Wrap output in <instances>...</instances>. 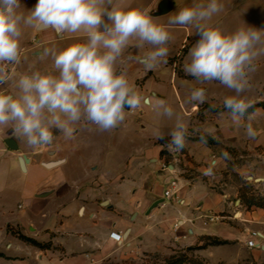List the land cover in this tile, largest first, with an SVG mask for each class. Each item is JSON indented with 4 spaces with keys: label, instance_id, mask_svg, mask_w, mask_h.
I'll list each match as a JSON object with an SVG mask.
<instances>
[{
    "label": "crops",
    "instance_id": "obj_1",
    "mask_svg": "<svg viewBox=\"0 0 264 264\" xmlns=\"http://www.w3.org/2000/svg\"><path fill=\"white\" fill-rule=\"evenodd\" d=\"M192 3L193 0H146L142 8H151L156 22L167 24L170 16ZM218 3L223 9L209 25L223 23L229 15L235 18L221 27L225 32H234L233 23L237 20L256 29L260 23L264 29V14L260 11L264 0ZM169 31L181 36L188 34L187 44L180 51L182 71L173 70L175 48L170 42L167 63L155 70L146 71L143 65L128 59L129 55L140 54L134 42L124 51L118 69L127 74L145 98L165 99L169 88L160 76L167 75L171 82L172 71L185 82H177L180 93L176 94L172 87L177 101L171 119L142 104L137 109L125 110L124 122L111 131L102 132L81 121L74 126L71 138L54 129L53 143L36 148L13 136L11 129L0 131V264H105L143 252L169 255V246H199L204 236L229 243L201 251L232 246L233 256L246 244L244 230H249L250 223L261 218L264 211L246 209L239 203V189L250 184L254 190V185L244 182L237 188L229 183L232 176L228 162L247 159L232 170L239 177L246 170L264 174V108L257 106L248 112L255 113L251 123L257 135L251 138L246 134L247 114L241 126H237L223 106L224 98L235 95L234 91L218 81L200 85L186 75L184 66L190 62L189 50L200 39L195 28L176 25ZM47 40L41 38L39 42ZM148 50L150 46L145 45L140 51ZM254 63L251 87L242 96L252 105L264 104V54ZM14 70L18 77L19 71ZM197 87L206 88L207 99L194 107L187 101ZM0 88L18 91L11 83ZM186 105L191 108L189 112L185 111ZM138 112L139 116L133 118ZM176 115L188 124L189 135L183 153H171V172H167L160 169L162 144L154 133L159 129L167 134ZM201 134L208 136L210 142L193 140ZM5 140H12L16 149H9ZM256 159L262 163L257 168ZM212 161H216L212 175H205ZM48 163L52 164L46 166ZM171 178L178 183L175 197L150 210L154 201L163 198L166 182ZM260 180L264 188V178ZM235 196V204L238 202L242 209L237 217L235 213L227 215ZM211 215L217 219L208 221L207 216ZM111 233L120 234L123 240L115 242ZM17 234L48 246L35 247L19 240Z\"/></svg>",
    "mask_w": 264,
    "mask_h": 264
},
{
    "label": "clouds",
    "instance_id": "obj_2",
    "mask_svg": "<svg viewBox=\"0 0 264 264\" xmlns=\"http://www.w3.org/2000/svg\"><path fill=\"white\" fill-rule=\"evenodd\" d=\"M20 0H0V86L11 83L18 91L0 88V131L12 130L28 147L51 145L53 130L71 138L81 121L95 125L100 131H111L126 118L127 105L137 109L149 106L159 116L172 118L173 107L153 96L142 97L134 82L118 69L124 51L135 41L140 53L129 55L146 71L167 63L168 43L173 39L172 26H193L200 39L190 48L186 75L200 85L218 81L235 95L225 97L223 106L232 122L241 126L247 114L246 134L255 138L252 127L255 113H248L252 101L242 94L250 89V74L256 71L254 61L264 54V29L240 27L227 33L208 24L223 9L218 0H193L170 16L167 24L157 23L151 8L123 10L113 0H37L28 14L18 11ZM22 26L51 29L63 37L65 33L83 30L86 42L74 43L62 50L45 48L42 57L53 58V72L31 71L17 78L14 67L21 63ZM145 45L150 50L141 52ZM12 68V71H9ZM207 90L194 88L188 103H205ZM158 140L167 139L166 147L178 153L186 145L188 124L176 115L174 126L165 134L157 129ZM202 142L206 143L204 137ZM223 156L227 157V153ZM212 161L205 175H212Z\"/></svg>",
    "mask_w": 264,
    "mask_h": 264
},
{
    "label": "rangeland",
    "instance_id": "obj_3",
    "mask_svg": "<svg viewBox=\"0 0 264 264\" xmlns=\"http://www.w3.org/2000/svg\"><path fill=\"white\" fill-rule=\"evenodd\" d=\"M146 0H113V5L116 7H119L123 10H129L132 8H137V7H143L144 3ZM20 3L22 5L21 9L18 11L23 12L25 15L28 14V10H31L35 4L37 3V0H20ZM261 13L264 14V8H262ZM234 16L229 15L225 18H223V23L219 22L217 25L221 28L225 24H227L230 20L234 19ZM258 23V22H257ZM216 25V26H217ZM234 26V32L240 28V27H248L250 24H245L240 21H235L233 23ZM257 29H263L262 25L260 23L256 24ZM229 30V29H228ZM22 31L23 35L21 38V63L19 65L13 66L14 69L16 68L20 74L23 73H30L31 71H41V72H53V58L51 55L47 57H42L41 53L45 48H50V49H56V50H62L66 48L67 46L74 44V43H83L86 42L87 36L81 30L80 32L77 33H65V36L63 37H58L55 32L51 29H34L32 27H25L22 26ZM229 33V31H227ZM173 39L170 41L171 45L175 48V53L177 54V51L179 48L182 46V44H187V41H185V38L187 35L181 36L178 33L171 34ZM42 39H48L44 43L39 42V40ZM133 45L135 44V41L133 40ZM127 51V50H125ZM173 54V55H174ZM175 56L173 57V61H175ZM12 70V68L9 69V71ZM182 71V69H181ZM19 76V75H18ZM161 79L164 81L165 86H167L169 89L168 94L165 97V100L173 107L175 110V103L177 101V93H180L178 89V84L177 82L180 83H185L181 80H179L175 73L172 71L171 73V82L168 81V76H160ZM18 78V77H17ZM172 87L175 89V95L172 92ZM185 106V111H188L189 107ZM139 116V112L133 114V118H137ZM167 139H170V137L165 138V140H160V143L162 144V150H164V155L163 157L165 160L172 162V155L171 152L168 151L166 144H167ZM179 153V152H178ZM247 159L243 158H238V159H233L228 162L231 170V179L229 183L233 184L235 187L238 188L240 184H243L244 182H249L254 185V191L255 192H261L263 190L262 184L263 181L260 180V178H264V174L257 173L259 170L254 171V170H246L242 173V175L239 177L233 169H238L242 163V161H245ZM255 167H259L262 165L261 161L259 162V159H256L255 162ZM250 177V179L246 180L244 179L245 177ZM243 178V179H242ZM254 178L257 180L255 181ZM229 181V180H227ZM244 186V185H243ZM237 200V197L235 196L234 199L231 200V210L230 213H227V215L231 216V213H235V216H238V212L241 211L242 209L240 208L239 203L237 202L235 204V201ZM226 214V213H225ZM232 219L229 220L231 222ZM249 230H244L245 233V238L244 241L248 239V234L250 232H256L258 233V237L255 240V243L258 245L255 248H249L246 246V244L243 245V248L239 250L237 255L232 254V246H226L222 248H214L212 251H201L203 249H206V247L210 246H205L203 249H193L188 253V255H192L195 257L197 260H199L202 264H264V215L259 218L256 217L255 221L250 223V227L248 228ZM201 245L202 244H207L208 241L206 239H203L202 237L200 238ZM229 243V242H228ZM245 243V242H244ZM225 245V244H224ZM224 245H215L212 247H219V246H224ZM198 245H193L190 247H196ZM200 246V245H199ZM171 253L169 255H163V254H157V253H147L143 252L141 254H137L136 257H127V258H122L118 259L117 261H110L105 264H158L163 261L164 258L174 254V253H179V252H185V249L187 247H171Z\"/></svg>",
    "mask_w": 264,
    "mask_h": 264
},
{
    "label": "trees",
    "instance_id": "obj_4",
    "mask_svg": "<svg viewBox=\"0 0 264 264\" xmlns=\"http://www.w3.org/2000/svg\"><path fill=\"white\" fill-rule=\"evenodd\" d=\"M257 106H263V108H264V104L259 103V104L252 105V107L249 108L248 112L253 111ZM201 137H204L206 142H210L209 137L206 135H203V134L194 137L193 140H201ZM180 153H183V151L181 150ZM160 155L161 156L164 155V150L161 151ZM238 198L240 201L239 203L241 205H243L246 209L257 208V209H261L264 211V188L261 192H255L253 190V187L250 184H245L244 186H242L239 189ZM17 237L19 240H21L25 243H28L30 245H33L35 247H38V248H44V247L48 246V244H40V243L35 242L34 240L27 238L21 234H17ZM202 238L206 239L208 241V243L202 244L200 246H196L195 248L194 247H187L185 249V252L174 253V254L164 258L163 261L158 263V264H202L199 260H197L192 255H188L187 252H189L193 249H203V248H205V246H208V245L215 246V245H224V244L228 243V241L221 240V239H218L216 237L204 236ZM0 256H2V254H0Z\"/></svg>",
    "mask_w": 264,
    "mask_h": 264
},
{
    "label": "built area",
    "instance_id": "obj_5",
    "mask_svg": "<svg viewBox=\"0 0 264 264\" xmlns=\"http://www.w3.org/2000/svg\"><path fill=\"white\" fill-rule=\"evenodd\" d=\"M186 44H182V46L179 48V51L177 54H175V61H173L172 66L173 70L176 72L177 70H181V66L179 64V58H180V51L185 47ZM10 69V68H9ZM177 154V153H175ZM160 169L163 171L171 172L169 170V161L165 160L163 157V162L160 164ZM178 191V183L176 178H171L166 182V188L163 190L162 197L164 200H171L175 197V194ZM208 221H214L217 218L215 216H207ZM174 231L177 229V225H174ZM258 237V233L256 232H250L248 234V239L246 240V246L249 248H255L258 245L255 243L256 238ZM110 238L114 240L115 242H120L123 240L120 234H110Z\"/></svg>",
    "mask_w": 264,
    "mask_h": 264
},
{
    "label": "water",
    "instance_id": "obj_6",
    "mask_svg": "<svg viewBox=\"0 0 264 264\" xmlns=\"http://www.w3.org/2000/svg\"><path fill=\"white\" fill-rule=\"evenodd\" d=\"M57 36H58V35H57ZM58 37H61V36H58ZM125 108H126V110L129 109V107H128L127 105L125 106ZM190 110H191V108H190L188 111H186V112H189ZM4 143L6 144V146H7L9 149H11V150H15V149H16V145L14 144V142H13L12 140H5ZM51 164H52V163H48V164H46V166H50ZM163 201H164L163 198L154 201V202L151 204V206H150V210H151L152 208L158 206L159 204H161Z\"/></svg>",
    "mask_w": 264,
    "mask_h": 264
}]
</instances>
